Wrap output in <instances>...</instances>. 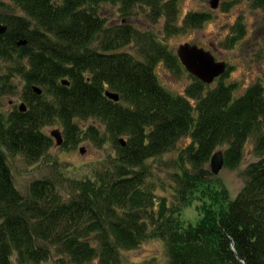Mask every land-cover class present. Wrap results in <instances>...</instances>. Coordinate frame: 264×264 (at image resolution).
Here are the masks:
<instances>
[{"label": "trees", "instance_id": "obj_1", "mask_svg": "<svg viewBox=\"0 0 264 264\" xmlns=\"http://www.w3.org/2000/svg\"><path fill=\"white\" fill-rule=\"evenodd\" d=\"M179 1L0 0V24L8 28L0 36V264H14L15 255L18 264L53 257L63 264H121L123 251L149 239L166 243L170 264H264V85L234 98L238 85L224 81L228 65L214 88L192 75L185 95H176L160 83L156 67L180 71L177 54L130 23L111 26L102 13L106 4L126 17L146 9L154 22L165 19L171 36L182 29ZM253 6L264 8V0ZM210 20L209 13H189L183 29ZM234 33L228 48L246 36L245 25ZM8 95H21L26 110L4 112ZM52 125L63 129L64 149L89 140L112 143L115 155L93 176L72 180L68 196L43 179L25 197L10 157L40 161L55 144L44 131ZM186 139L165 167L170 192L160 195L152 163ZM251 140L260 160L231 200L212 181L211 158L223 147L225 168L235 170ZM200 194L201 218L187 224L183 211Z\"/></svg>", "mask_w": 264, "mask_h": 264}, {"label": "rangeland", "instance_id": "obj_2", "mask_svg": "<svg viewBox=\"0 0 264 264\" xmlns=\"http://www.w3.org/2000/svg\"><path fill=\"white\" fill-rule=\"evenodd\" d=\"M210 1L180 0V13L176 24L178 28L182 29L179 33L171 36L165 32V19L162 18L154 22L148 16V12H145L146 9L136 8L132 16L126 17L120 12L118 5L106 4L102 7V13L111 26L130 23L143 32L152 33L158 41L175 54H177L179 46L186 43L198 45L206 51H211L217 61H225L232 67L224 81L227 84L238 85V89L234 93V98H238L255 83L264 85V8H254V0H226L224 1L225 4L222 2L218 9H212ZM195 12L209 13L211 20L205 23L202 28L184 30L185 17L189 13ZM241 22L245 25L246 36L232 48H228L227 42L235 36L236 26ZM125 50L133 52L136 49L128 46ZM2 67L3 64L0 62V74L3 73ZM156 73L160 83L176 95H185L186 89L193 83L192 75L184 66H181L180 71H173L164 63H159L156 67ZM217 84L216 80L210 84L211 88ZM1 103L4 112L10 111L14 106L20 108L21 105L25 104L21 95H8ZM90 123L88 122V124ZM56 129L63 133V129L58 125L46 127L44 131L50 135L51 131ZM102 129L104 128L102 127ZM189 143L190 139L183 140L171 152L153 161L152 167L156 179L163 184V187H160V183H158V194H169L170 189L166 190L165 188L170 183L165 172L166 164L170 160L176 159L178 151ZM254 144V140L248 143L243 163L239 168L235 170L224 168L219 175L212 178L216 188H224L229 192L231 200L236 199L245 187L246 171L260 160L256 152L253 151ZM81 149L84 150L83 153ZM217 151H223V147L218 148ZM108 155H115L112 143L103 147L97 146L89 140H84L75 146L72 145L70 148L64 149L63 146H58L55 141L54 146L40 161L29 162L23 155L19 154L10 157V164L15 185L23 196L30 197L31 184L36 180L43 179L54 181L57 187H61L64 196H68L71 194L70 182L93 176L94 172L102 168V161ZM195 198L196 201L183 211V218L187 224H196L201 218L198 211V207L203 203L201 194ZM13 261L14 264H18L16 255L13 257ZM44 264L63 263L53 257ZM64 264H68V262L65 261ZM92 264H99L98 260ZM121 264H170L166 243L158 239L146 240L136 249L123 251Z\"/></svg>", "mask_w": 264, "mask_h": 264}, {"label": "water", "instance_id": "obj_3", "mask_svg": "<svg viewBox=\"0 0 264 264\" xmlns=\"http://www.w3.org/2000/svg\"><path fill=\"white\" fill-rule=\"evenodd\" d=\"M221 1L223 0H211L210 5L212 9H218ZM8 30L7 26L0 24V36L4 35ZM26 41H20L19 45H25ZM177 56L184 68L194 77L204 82L205 84H212L221 76H223L228 70V64L225 61H217L216 57L211 51H206L204 48L198 45L184 44L179 46L177 50ZM63 84L69 85V81H63ZM38 94H42V90L39 87H35ZM106 96L115 101H120V96L117 93L107 91ZM22 111L26 110V104L20 106ZM51 136L55 138L58 146H63L64 138L61 130L56 129L51 131ZM125 144L124 140H121ZM83 153L84 150L81 149ZM226 160L224 151H217L213 154L210 162L211 172L214 176H217L225 168ZM256 171V170H255Z\"/></svg>", "mask_w": 264, "mask_h": 264}, {"label": "flooded vegetation", "instance_id": "obj_4", "mask_svg": "<svg viewBox=\"0 0 264 264\" xmlns=\"http://www.w3.org/2000/svg\"><path fill=\"white\" fill-rule=\"evenodd\" d=\"M224 1H226V0L221 1L219 7L221 6L222 2H224ZM253 2H254V1H253ZM226 3H228V2H226ZM224 4H225V2H224ZM224 4H223V5H224ZM253 7H254V6H253ZM254 8H255V7H254ZM256 9H260V8H256ZM196 13H198V12H196ZM25 104H26V103H25Z\"/></svg>", "mask_w": 264, "mask_h": 264}]
</instances>
